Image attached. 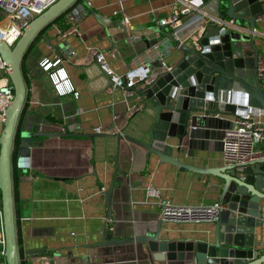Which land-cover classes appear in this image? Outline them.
<instances>
[{
    "label": "crops",
    "instance_id": "crops-1",
    "mask_svg": "<svg viewBox=\"0 0 264 264\" xmlns=\"http://www.w3.org/2000/svg\"><path fill=\"white\" fill-rule=\"evenodd\" d=\"M172 12L173 0H76L72 8L41 31L27 50L21 66L26 86L23 114L33 115L35 121L46 119V129L68 135L37 139L43 145L32 149L28 167L21 166L18 156L13 159L12 192L20 264H32L38 254L58 255L66 264H166L150 262L143 244L94 245L101 241L104 225L117 237L154 233L161 207L156 199L146 196L148 186L158 188L161 200L175 206L217 201L218 178L182 170L161 162L140 146L117 140L116 134L141 138V130L148 123H142L140 115L132 117L140 106L137 95L111 88L109 78L92 56L94 50L103 52L117 74L143 60L151 63L163 59L169 68L177 55L169 36L184 43L194 35L204 16L181 18L176 38L174 28L160 24ZM73 26L77 33L68 31ZM63 31L66 34L60 36ZM237 31L241 32L240 28ZM255 32L264 69V18L256 20ZM45 36L54 45L65 42L61 55L50 48ZM53 57L62 59L59 66L65 69L72 92L56 93L42 70L41 61ZM259 81L264 91V70ZM62 86L68 88L66 82ZM96 128L105 136L90 138L88 134H94ZM254 148L264 152V140ZM115 156L124 175L116 172ZM181 160L199 167L223 162L221 152L211 151L195 157L181 155ZM112 182L108 214L104 192ZM262 219L264 222V200ZM209 225L168 222L161 225L159 237L193 238ZM255 241L260 256L264 253V223L263 228L256 227ZM31 250L42 252L28 254ZM0 264H5L1 254Z\"/></svg>",
    "mask_w": 264,
    "mask_h": 264
},
{
    "label": "water",
    "instance_id": "water-1",
    "mask_svg": "<svg viewBox=\"0 0 264 264\" xmlns=\"http://www.w3.org/2000/svg\"><path fill=\"white\" fill-rule=\"evenodd\" d=\"M199 1V9L188 16L205 13L221 22L207 23L201 32L198 27L184 43L169 36L175 44L174 52H177L174 63L167 69L160 59L151 62L154 71L149 82L131 88L140 105L132 117L140 115L142 123L148 125L142 128L139 139L124 134H116V138L157 155L161 162L172 163L201 176L218 178L217 201L224 207L213 221L203 222L210 224L209 227L193 238H160L161 225L170 222L161 218L153 234L117 237L104 225L102 239L94 246L143 244L152 263L262 264L264 253L259 256L255 232L256 227L263 228L264 223V152L240 164L223 161L213 167L195 166L181 160V155L195 157L208 151L222 154L223 138L231 125L230 117L247 108L264 109V91L258 71L259 50L255 42V23L264 13V0ZM75 2L56 0L23 27L14 45L0 40V58L5 62L13 90L0 130V222L5 264H20L12 192L14 146L18 140L17 156L21 166L28 167L32 149L43 145V141L37 139L68 135L46 129L44 125L49 123L46 119L35 121L33 115L24 116L26 86L22 58L34 38ZM228 20L232 23H226ZM44 40L61 55L65 42L54 45L47 36ZM88 136L94 138L105 134H100L99 130ZM114 162L116 172L124 175L117 156ZM113 187L112 182L104 192L108 214ZM40 252L42 250H31L28 254Z\"/></svg>",
    "mask_w": 264,
    "mask_h": 264
},
{
    "label": "built area",
    "instance_id": "built-area-1",
    "mask_svg": "<svg viewBox=\"0 0 264 264\" xmlns=\"http://www.w3.org/2000/svg\"><path fill=\"white\" fill-rule=\"evenodd\" d=\"M55 1L56 0H0V40L6 42L9 46L14 45L22 34L23 27L34 16L43 12ZM200 3L199 0H173V12L168 17L161 20L160 24H167L174 28V35L177 38V27L180 25L181 18L185 16L188 17L190 12L198 10ZM72 13H75V9ZM198 15L199 13H197V16ZM200 15H204L199 25L200 32L207 23L219 24L221 22L211 15L205 13H200ZM259 18H264V13L259 16ZM226 23L230 24L232 21L228 20ZM65 31L60 33V36L65 35ZM68 31L77 33L74 26L69 28ZM92 56L103 73L109 78L111 88L113 89L121 88L125 93L132 94L131 88L133 86L140 83L143 85L150 80L152 68L148 60L138 62L123 74H117L109 66L103 52L94 50L92 51ZM160 60L163 61V59ZM61 62L62 59L59 57L45 58L41 61L40 66L42 70L46 72L55 92L58 94H65L67 92H72L73 87L68 83L65 69L59 66ZM166 68L168 69V67ZM263 70L261 58L259 57L258 71L260 75ZM64 82L68 85L66 90L62 86ZM75 95H77V92H75ZM12 97L13 90L6 72V65L0 58V127H2L4 121L5 108ZM230 119V128L223 138V161L240 164L262 155L263 153L259 152L254 147L264 140V109L247 108L243 112L231 116ZM99 130V128L95 129L96 132ZM145 192L148 198L157 200L161 207V218L170 222H211L216 218L218 211L224 207L218 201L200 206H175L168 201L161 200L160 191L156 187L148 186ZM0 246V254L3 255L4 239L2 233L0 235ZM51 260L53 264H66L58 255L44 256L41 254L35 255L31 263L49 264Z\"/></svg>",
    "mask_w": 264,
    "mask_h": 264
},
{
    "label": "trees",
    "instance_id": "trees-1",
    "mask_svg": "<svg viewBox=\"0 0 264 264\" xmlns=\"http://www.w3.org/2000/svg\"><path fill=\"white\" fill-rule=\"evenodd\" d=\"M72 8V7H71ZM70 9V8H69ZM63 15V13L60 15V16H62ZM60 16H58L56 19H58ZM55 19V20H56ZM54 21V20H53ZM65 27H66V25H65ZM41 33V32H40ZM39 33V34H40ZM39 34L34 38V40L32 41V43L30 44V46L28 47V49L32 46V44L34 43V41L36 40V39H38V37H39ZM27 49V50H28ZM27 52V51H26ZM26 54V53H25ZM24 54V55H25ZM24 57V56H23ZM22 61H23V58H22ZM21 66H22V62H21ZM17 142H18V140H17ZM17 142H16V144H15V148H14V150H13V153H12V162H13V159L17 156V153H16V147H17ZM12 169H13V166H12Z\"/></svg>",
    "mask_w": 264,
    "mask_h": 264
},
{
    "label": "rangeland",
    "instance_id": "rangeland-1",
    "mask_svg": "<svg viewBox=\"0 0 264 264\" xmlns=\"http://www.w3.org/2000/svg\"><path fill=\"white\" fill-rule=\"evenodd\" d=\"M0 13H1V10H0ZM0 18H1V14H0ZM0 228H1V222H0ZM1 230H2V228H1Z\"/></svg>",
    "mask_w": 264,
    "mask_h": 264
}]
</instances>
